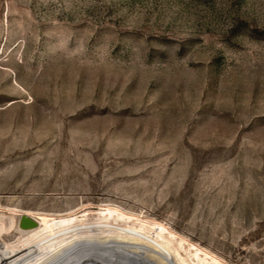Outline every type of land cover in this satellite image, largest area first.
<instances>
[{"label":"rangeland","instance_id":"rangeland-1","mask_svg":"<svg viewBox=\"0 0 264 264\" xmlns=\"http://www.w3.org/2000/svg\"><path fill=\"white\" fill-rule=\"evenodd\" d=\"M62 234L264 264V0H0V264Z\"/></svg>","mask_w":264,"mask_h":264},{"label":"bare ground","instance_id":"bare-ground-1","mask_svg":"<svg viewBox=\"0 0 264 264\" xmlns=\"http://www.w3.org/2000/svg\"><path fill=\"white\" fill-rule=\"evenodd\" d=\"M23 213H27L37 220V218L31 213L22 212L21 214ZM38 227L39 221L36 228L24 232L35 230ZM104 236L105 235H103L102 237ZM62 237L63 234L61 236H55L51 240L47 241L44 245L39 247L35 251V264H164L153 252L145 250L140 245L134 244V247H128L124 245L121 246V244L118 243H114V245L111 246V243H109L107 240L91 241L85 239H76L75 241L71 240L69 241L70 243L67 242L62 245V242L64 241ZM100 242L105 244L104 250H99L97 248L98 246L95 245L96 243ZM115 242L117 241L115 240ZM66 244L69 245L67 246ZM107 255H110L112 258H109ZM154 256L157 257V259L159 260L158 262L153 261L154 258L151 259V257ZM124 258L135 261V263L127 260H122Z\"/></svg>","mask_w":264,"mask_h":264},{"label":"water","instance_id":"water-1","mask_svg":"<svg viewBox=\"0 0 264 264\" xmlns=\"http://www.w3.org/2000/svg\"><path fill=\"white\" fill-rule=\"evenodd\" d=\"M38 226V221L27 213L19 215L17 220V228L19 230L27 231Z\"/></svg>","mask_w":264,"mask_h":264}]
</instances>
